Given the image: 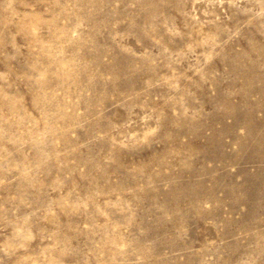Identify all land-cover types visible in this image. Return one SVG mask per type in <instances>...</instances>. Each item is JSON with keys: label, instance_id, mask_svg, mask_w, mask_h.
<instances>
[{"label": "rangeland", "instance_id": "374dc122", "mask_svg": "<svg viewBox=\"0 0 264 264\" xmlns=\"http://www.w3.org/2000/svg\"><path fill=\"white\" fill-rule=\"evenodd\" d=\"M0 264H264V0H0Z\"/></svg>", "mask_w": 264, "mask_h": 264}]
</instances>
